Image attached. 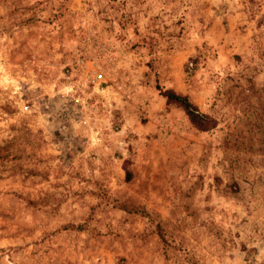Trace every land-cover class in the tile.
I'll return each mask as SVG.
<instances>
[{"label": "rangeland", "instance_id": "1", "mask_svg": "<svg viewBox=\"0 0 264 264\" xmlns=\"http://www.w3.org/2000/svg\"><path fill=\"white\" fill-rule=\"evenodd\" d=\"M0 264H264V0H0Z\"/></svg>", "mask_w": 264, "mask_h": 264}, {"label": "trees", "instance_id": "2", "mask_svg": "<svg viewBox=\"0 0 264 264\" xmlns=\"http://www.w3.org/2000/svg\"><path fill=\"white\" fill-rule=\"evenodd\" d=\"M158 89V88H157ZM159 90V89H158ZM159 94L168 104H174L181 108L188 121L199 131H206L215 127V122L207 115L200 113L185 96L178 95L171 90L159 91ZM125 179H129V173L125 171Z\"/></svg>", "mask_w": 264, "mask_h": 264}]
</instances>
